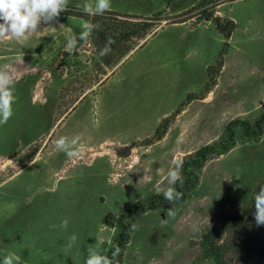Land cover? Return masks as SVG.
<instances>
[{"label":"rangeland","instance_id":"1","mask_svg":"<svg viewBox=\"0 0 264 264\" xmlns=\"http://www.w3.org/2000/svg\"><path fill=\"white\" fill-rule=\"evenodd\" d=\"M84 3L69 0L70 14L27 40H0L17 96L0 126V261L14 252L22 264H84L89 245L108 255L118 214L154 203L123 220L119 264H214L201 236L244 207L264 177V130L246 139L234 126L232 147L204 163L179 204L160 206L158 196L184 154L217 142L228 121L251 125L262 111L264 0H111L92 16L102 38L92 34L68 54ZM134 17L154 25L137 42L116 39ZM123 46L131 48L116 60ZM76 135L86 148L80 159L55 146ZM64 217L66 230L50 227Z\"/></svg>","mask_w":264,"mask_h":264},{"label":"clouds","instance_id":"2","mask_svg":"<svg viewBox=\"0 0 264 264\" xmlns=\"http://www.w3.org/2000/svg\"><path fill=\"white\" fill-rule=\"evenodd\" d=\"M69 0H0V40L14 39L24 41L38 33L42 24L52 26L58 23L61 13L68 10ZM112 7L111 0H85L82 11L91 16L103 15ZM98 29V25L91 21H83L82 31L77 34H70L66 38L64 51L72 54L81 44H89L92 34ZM71 32V30H69ZM108 39L100 50L101 57L111 52V45L114 43ZM0 126L6 124L13 116V105L16 103L15 74L16 68L11 58L0 57ZM81 137L76 135L69 139L61 136L55 141L58 150L66 153L69 158L80 159L85 154L86 148L80 144ZM182 165L175 163L167 172L168 187L164 191V199L173 203L182 198L183 193L177 191V183L183 186L184 178L181 171ZM254 212L253 218L257 226L264 225V183L258 186L253 195ZM169 215H173L169 209ZM69 218L64 217L60 224L50 225L51 228L60 227L67 229ZM133 229L135 225L131 226ZM77 242L75 233L67 238L64 248L65 253L71 252ZM121 253L117 245L111 252V256L104 255L94 246L89 245L84 264H119L118 257ZM0 264H22L21 257L14 252L7 253Z\"/></svg>","mask_w":264,"mask_h":264},{"label":"trees","instance_id":"3","mask_svg":"<svg viewBox=\"0 0 264 264\" xmlns=\"http://www.w3.org/2000/svg\"><path fill=\"white\" fill-rule=\"evenodd\" d=\"M61 14H70V12ZM80 17L83 18V21H96L92 16L87 14ZM134 18L135 20L125 23L121 32L115 37L116 39L128 42L135 40L137 42L142 39L154 25L152 22L153 18ZM93 34L95 37L99 38L103 36V32L97 30L94 31ZM130 48V46H123L119 53V58L116 60L120 59ZM166 125L167 123L165 120L163 128H165ZM238 125L242 128L243 137L246 139H257L264 130V106L251 125H248L247 122L240 119H232L228 121L222 136L217 142L204 144L184 154L180 162L182 165L181 171L184 183L183 186H180L179 183L176 185L177 191L183 193L182 198L170 204L169 201L164 199V196H158L157 203H159L160 206L168 208L179 204L189 190L195 185L197 181V171H199L204 163L212 157L223 154L232 147L234 143L232 128ZM158 136H160V134L155 130L153 137L157 138ZM130 148L131 146L128 145L124 147V151L117 150V156H125L128 154ZM262 183H264V177L255 185L251 198L244 207L232 214L222 216L215 225L211 226L202 234L201 246L204 254L212 258L214 264H264V225L257 226L253 218V212L255 210L253 195L258 190V186ZM152 205H154V203H150L145 207L130 205L118 214L115 219L117 233L112 239V247L109 249L108 255L111 254L115 246L118 245L122 250L128 242V233L123 220L130 218L137 211L151 208Z\"/></svg>","mask_w":264,"mask_h":264}]
</instances>
